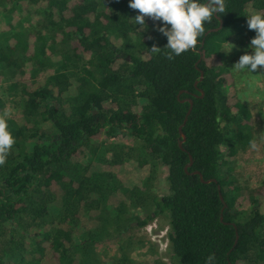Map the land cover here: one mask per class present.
Wrapping results in <instances>:
<instances>
[{
    "label": "trees",
    "instance_id": "obj_1",
    "mask_svg": "<svg viewBox=\"0 0 264 264\" xmlns=\"http://www.w3.org/2000/svg\"><path fill=\"white\" fill-rule=\"evenodd\" d=\"M128 4L0 0V82L22 101L5 119L15 143L0 164V264H101L99 239L161 217L171 264H205L210 254L214 264H264V180L244 188L230 167L253 120L219 62L230 38L254 37L245 15L264 12V0H224L197 45L172 59L160 21L145 16L138 31ZM217 16L222 28L206 34ZM3 107L0 99V115ZM160 164L161 197L152 188ZM131 167L138 176L126 186ZM124 249L109 264H135Z\"/></svg>",
    "mask_w": 264,
    "mask_h": 264
},
{
    "label": "rangeland",
    "instance_id": "obj_2",
    "mask_svg": "<svg viewBox=\"0 0 264 264\" xmlns=\"http://www.w3.org/2000/svg\"><path fill=\"white\" fill-rule=\"evenodd\" d=\"M3 21L2 18L1 22ZM15 22L18 25L19 21L15 19ZM28 23V20L24 19L22 23L23 27L28 26ZM114 41L119 45L122 43L117 39ZM227 43L234 45L229 54L223 52L230 47ZM249 43L250 39L247 37L234 36L230 38L221 49V59L219 62L229 73L226 75L228 93L246 105L251 112L253 120L252 141L245 148H241L235 152L236 154L231 160L230 167L232 168V174L242 187L254 189L264 180V69L258 66V69L253 74H244L233 70V66L239 57L245 54V52L250 53ZM128 47L133 49L131 44ZM7 88V83L0 82V99L4 102L1 115L5 111L8 112L5 119L16 115L19 112V107L22 105L18 94L16 92H9ZM125 141L130 145L136 144L131 138L125 139ZM253 142L255 143V147H252ZM132 167L127 169V171L129 170V177H127L128 180L125 182L126 186L134 184V178L138 176V171L134 168L135 171ZM166 174L167 168L160 164L157 180L152 185L154 193L160 197L168 194L169 191ZM169 231L168 219L161 217L150 222L145 227L130 230L121 237L112 235L113 237L109 239H99L93 246V249L96 255H98L101 264H109L111 258L120 253L119 246L121 244L125 248L124 254L131 258L135 264H146L156 262V260H160L165 264H171L172 253L168 240Z\"/></svg>",
    "mask_w": 264,
    "mask_h": 264
},
{
    "label": "clouds",
    "instance_id": "obj_3",
    "mask_svg": "<svg viewBox=\"0 0 264 264\" xmlns=\"http://www.w3.org/2000/svg\"><path fill=\"white\" fill-rule=\"evenodd\" d=\"M128 6L138 10V14L129 19L135 27L139 26L138 31L145 28V16L160 21L158 31L167 38L166 56L172 59L197 45L198 38L205 32V25L213 20L215 13L224 11V0H129ZM245 16L248 29L254 30L255 35L249 43L250 53L241 55L233 70L253 74L258 66L264 69V12L253 11ZM227 44L230 47L223 51L225 54H229L234 47ZM150 51L161 50L153 47ZM7 115V111L0 115V164L15 143L7 127ZM252 147H255L254 142ZM214 259L213 255H208L205 264H214Z\"/></svg>",
    "mask_w": 264,
    "mask_h": 264
},
{
    "label": "water",
    "instance_id": "obj_4",
    "mask_svg": "<svg viewBox=\"0 0 264 264\" xmlns=\"http://www.w3.org/2000/svg\"><path fill=\"white\" fill-rule=\"evenodd\" d=\"M215 14H217V13H215ZM217 17H218V16H217ZM218 19L220 20V22H219V25H220V26H219L218 28H216V29H211V30H209L206 34H209V33H211V32H215V31H217V30H219V29L222 28V19H221L220 17H218ZM203 77H204V72L201 71L200 80H202ZM196 84H197V83H196ZM201 93H202V96H203V95H204L203 91H201ZM189 102H190V108H189V110H188L187 116H186V118H185L183 124L179 127V133H180V136H181V138H182V140L179 141V146L181 147V149L183 148V141H185V139H186V136H185V134H184V132H183L182 129H183V126L186 124V122H187V120H188V115L191 113L192 108H193V101H192V100H189ZM192 163H193V158H192V156H190V162H189V164L186 165V167H185V170H186V171H187L188 168L192 165ZM193 174H197V175H199V177H200V179H201V181H202L203 183L217 182V180H216V179H213V178H212V179H209V180H204L203 175H202L199 171H195V172H193ZM218 188H219V191H220V190H221V187L219 186ZM220 198H221L222 201H224V198H223V195H222L221 192H220ZM221 218L223 219V216H221ZM237 237H238V235H237Z\"/></svg>",
    "mask_w": 264,
    "mask_h": 264
}]
</instances>
